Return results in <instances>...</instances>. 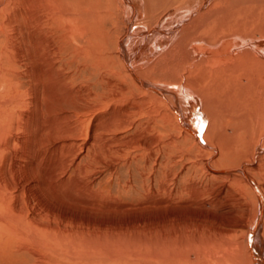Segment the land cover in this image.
<instances>
[{
  "label": "rangeland",
  "instance_id": "1",
  "mask_svg": "<svg viewBox=\"0 0 264 264\" xmlns=\"http://www.w3.org/2000/svg\"><path fill=\"white\" fill-rule=\"evenodd\" d=\"M2 1L9 6L0 11V264H158L155 253L171 251L177 264H235V252L246 257L255 192L234 175L209 172L207 150L160 118L161 105L129 79L108 86L112 76L102 79L90 68L80 76L77 65L96 64L73 54L87 39L74 44L43 0ZM119 6L105 30L124 18ZM47 47L56 51L46 58ZM132 93L145 102L124 116L114 113L118 103L133 107ZM231 146L219 163L243 164L264 189L262 153L247 164L240 145ZM157 192L168 197L161 208ZM162 240L175 247L159 249ZM255 244L264 259V246ZM90 246L98 257L106 250L112 257L84 261Z\"/></svg>",
  "mask_w": 264,
  "mask_h": 264
},
{
  "label": "bare ground",
  "instance_id": "2",
  "mask_svg": "<svg viewBox=\"0 0 264 264\" xmlns=\"http://www.w3.org/2000/svg\"><path fill=\"white\" fill-rule=\"evenodd\" d=\"M43 1L44 10L45 6L52 10L53 19L59 20L60 27L74 44L80 36L87 39L84 44H73V54L75 57L90 56L96 64L92 67L81 66L83 63L77 65L76 71L80 76L90 68V72H97L102 79L107 78L105 72H108L112 76L107 78L108 86L119 84L115 80L124 83L129 79V83L143 93L146 99L161 105L160 118L176 124L186 138L192 137L198 148L200 146L207 150L209 157L205 166L209 172L218 176L234 175V181L239 184L245 182L255 192V222L250 233L243 239L248 264H264L255 244V241H259L264 246V189L252 179V175L247 174L243 164L219 163L220 157L235 143L240 145L239 159L247 164L253 161L255 153H262L261 157L264 158V0ZM118 4L125 13L124 18L120 19L117 28L113 21L114 28L105 30L108 18L117 13ZM6 6H9L6 2L0 3V11ZM140 18H143L142 21ZM114 29L117 30V37L112 48ZM48 51L56 50L47 47L44 51L46 58ZM123 92L124 88L120 87V95ZM87 94L91 95L92 92ZM115 97L120 101L118 95ZM132 97L133 107L128 106L131 102L126 105L118 103L117 108L113 107L114 113L124 116L128 114L125 113L127 108L145 102L143 97L134 93ZM260 168L255 167L257 170ZM238 174L243 178L238 177ZM263 179L264 173L261 183ZM160 195L157 192L156 199L161 208L168 202V197ZM13 212L17 214L15 208ZM18 218H21L20 215ZM22 221L28 224L25 219ZM52 237L49 238L52 240ZM57 239L62 245L61 239ZM170 240H162L155 245L167 252L175 247H172L173 242ZM90 247L84 256L81 254L84 261L101 263L110 257L107 250L98 257L91 252L96 247ZM155 254L160 257L159 261L156 260L158 264H174V261H178L173 251L166 255L160 253L162 256L158 252ZM246 257L235 252L232 260L235 264H247Z\"/></svg>",
  "mask_w": 264,
  "mask_h": 264
}]
</instances>
